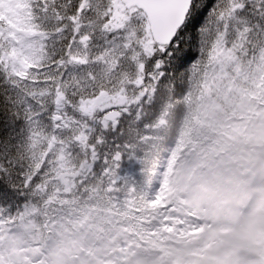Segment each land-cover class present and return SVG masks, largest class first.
<instances>
[{"label": "snow or ice", "instance_id": "6c2138e0", "mask_svg": "<svg viewBox=\"0 0 264 264\" xmlns=\"http://www.w3.org/2000/svg\"><path fill=\"white\" fill-rule=\"evenodd\" d=\"M162 86L264 115V0H0V264H264V164L151 162Z\"/></svg>", "mask_w": 264, "mask_h": 264}, {"label": "trees", "instance_id": "16d2710c", "mask_svg": "<svg viewBox=\"0 0 264 264\" xmlns=\"http://www.w3.org/2000/svg\"><path fill=\"white\" fill-rule=\"evenodd\" d=\"M133 135L147 147L151 162L163 166L179 146H195L231 167L264 164V115L222 105L195 90L162 86L144 104Z\"/></svg>", "mask_w": 264, "mask_h": 264}]
</instances>
